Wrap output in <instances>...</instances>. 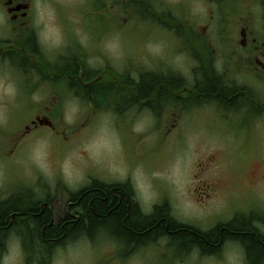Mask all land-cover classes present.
<instances>
[{
	"label": "rangeland",
	"instance_id": "rangeland-1",
	"mask_svg": "<svg viewBox=\"0 0 264 264\" xmlns=\"http://www.w3.org/2000/svg\"><path fill=\"white\" fill-rule=\"evenodd\" d=\"M253 1L245 0L249 6ZM177 3L150 0L147 22L127 19L114 0H97L94 6H85L82 0H44L38 4L37 19L44 23L42 37L51 49L63 47L65 36L72 41L75 31L86 53L84 64L99 71L104 80L100 84L109 87L104 82L113 79V74L133 75L134 70L142 72V65L152 71L165 65L166 70L185 73L203 63L197 49L238 43V35L222 38L225 28L234 30L236 18L229 23L217 20L238 14L236 0ZM132 11L141 15L140 8ZM178 29H189L190 39L176 36L178 40L174 35ZM7 66H0L4 71V76L0 74V197L30 192L52 200L53 211L60 213L66 197L93 179L105 183L128 180L134 200L145 213L165 205L178 222L203 231L217 216L231 218L235 212L253 211V228L264 231V110L253 117L250 135L207 125L204 118L211 120L210 115L200 110L184 115L185 123L191 118L186 132L168 133L157 109L117 100L110 87L97 106L81 97L53 98L52 92L47 93L50 88L29 93L22 78L17 86L19 74ZM36 115L47 117L52 129L32 127ZM26 126L31 129L26 131ZM217 180L219 189L212 193L209 184ZM197 194L200 199L195 198ZM163 240L167 238L147 245V252L129 253L133 258L125 264H141L143 258L149 264H198L191 248L181 249L178 241L179 247L173 248ZM84 241L61 247L54 254V264H88L96 256L97 264H116L107 259L112 255L104 245L97 243L95 249ZM10 255L5 263L17 264L18 252ZM219 256L216 261L205 257L202 264H247L243 250L231 243Z\"/></svg>",
	"mask_w": 264,
	"mask_h": 264
},
{
	"label": "flooded vegetation",
	"instance_id": "flooded-vegetation-1",
	"mask_svg": "<svg viewBox=\"0 0 264 264\" xmlns=\"http://www.w3.org/2000/svg\"><path fill=\"white\" fill-rule=\"evenodd\" d=\"M43 1L0 0V66L7 64L8 68L11 67L15 70L19 74V80L15 84L18 86V82L22 78V86L29 93L35 89L36 93L50 88L47 93L52 92L53 98L78 99L80 98V89L89 84L97 83V77L89 81H83V74L80 73L77 75L73 73L74 67H77L78 73L81 71L84 72V57L86 55L80 39H77L75 31V37L72 41L67 39L64 34L65 44L58 49L54 47L51 49L48 41L43 39L42 30L44 23L37 19V13L39 12L38 4H43ZM114 1L115 5L119 7V13H123V16L127 19L149 21L150 0ZM207 1H214L217 4L224 0ZM226 1L228 2L229 0ZM236 2L239 4L236 7L240 9L236 16L225 15L217 18L218 21L220 19H227V23H229V20L236 18L234 30L233 28L230 30L225 28V32L222 33L223 39L225 35L229 36L231 34L234 39L238 35L239 40L234 47H230L233 45L230 43L223 48L205 47L197 49L196 51L201 53L200 56L204 63H198L196 68H191L185 73L177 71L171 72L165 69V65H162L163 67L158 68L156 71L149 70L148 67L145 68V65H142V72L134 70L133 75H129L128 73L123 75L113 74V79L104 83L109 84V87L113 89V94L117 96V100L133 104V106H135L134 103L145 105L147 109L152 111L157 109L159 120L160 122L162 121V128L164 129L166 127L168 133L186 132L184 131L186 127L188 129L191 127L189 124L191 118L189 116L188 123H185L184 115L190 111L200 110L210 115L211 120L208 117L204 118V123L207 125L222 128L225 131L243 130L246 134L250 135L253 133V117L264 110V2L263 0H254L252 6L247 5L245 0H236ZM82 3L85 6H94L97 5V0H82ZM133 8H140L141 12L139 14L141 15H133ZM95 11L93 9V12ZM212 18L214 19L213 16ZM205 30V27H203V37L207 35L205 34ZM174 35L175 37L182 36L188 40L190 39L191 33L189 29H185L182 32H179L178 29L177 34ZM177 39L179 40V38ZM216 44H218L217 40ZM54 54L58 57L56 61H54ZM186 55L190 57L193 56V53H187ZM221 59L224 62L218 63ZM216 61L218 64L215 63ZM3 72L0 70L1 76H4ZM24 74L26 76H23ZM28 74L31 76H28ZM238 75L243 78V82L237 77ZM149 76H152V82H154L155 86L152 91L140 96L139 83L142 77ZM32 78L34 81L29 83L28 81L32 80ZM257 80L260 86L257 85ZM204 81H206V84ZM55 87L57 91H53ZM151 102L153 103V107L150 106ZM154 105H156L155 108ZM41 118L46 117L44 115H36L34 117V120H37L35 123L39 124L38 121H44ZM169 119L172 122H169ZM35 123L32 124V127L39 126L35 125ZM220 125L226 127L223 128ZM30 129L28 126L25 127L26 131ZM248 142L253 146L251 140H248ZM248 152H253V149L249 148ZM217 181L219 182L214 181L209 184L212 193H215L219 189L220 180ZM107 184H110L113 188H117L118 184H126L131 187L128 180ZM16 194L17 192H12L8 197L6 194H3L0 197V201L6 200ZM133 194H131V197L134 198ZM200 196L197 194L195 198L200 199ZM50 201V208L52 209L53 202L52 200ZM72 204L70 195H68L59 210L60 213H55L52 209L50 210L51 215L53 217L55 215L56 218L59 216H70L72 213L70 211ZM153 209L154 206L152 207ZM230 216L231 218H228L229 216L226 217L228 218L227 220H224L226 219L225 217L219 218L220 216H217L212 219L207 229L203 231L195 230L198 233H208L215 229L222 232V230H227L226 228L229 222L245 218H248L253 225V211L248 212L244 210L238 214L236 212L232 213ZM15 226L16 224L9 227L8 231L3 236H0L2 237L0 238V264H6L5 258L10 253L15 254L17 252L20 259L16 261L17 264H54V259L56 258L54 254L61 247L81 243L83 239H85V244L88 242L91 245H95L93 246L95 249L97 248V243L104 245L103 248H108L112 258L109 257L107 259H110L111 263L125 264V262L133 258L128 256L129 253L133 254L135 251L137 253L139 250L147 252L146 247L151 244L150 240L140 246L134 247L131 243L125 242L107 229L100 228L91 237H86L85 234H78L71 237V239L68 238L61 245L55 246L47 257L39 260L36 255H32V251L28 250V243L21 239V236L16 232L17 229L14 228ZM164 238L167 237H160L153 242H158ZM163 242L170 244L173 248L178 246L177 241L169 240L168 238L161 243ZM230 243L243 250L242 246L236 240L226 238L220 243L221 245L215 253H204L198 246L193 245L191 249L195 254V262L202 264V260L205 257L216 261L220 257V251L227 248ZM105 259L103 260L105 261ZM262 261H264V257L256 264ZM140 262L141 264H149L147 258L141 259ZM172 262L176 263L175 260H172ZM88 264H97V256L93 262H89Z\"/></svg>",
	"mask_w": 264,
	"mask_h": 264
},
{
	"label": "trees",
	"instance_id": "trees-1",
	"mask_svg": "<svg viewBox=\"0 0 264 264\" xmlns=\"http://www.w3.org/2000/svg\"><path fill=\"white\" fill-rule=\"evenodd\" d=\"M73 73L83 74V81L97 77V83L89 84L79 92L83 101L97 106V102L104 97V90L109 88L101 85L104 81L99 76L101 73L90 70L86 65L84 72L78 73L77 67H74ZM152 80V76L142 77L138 86L140 96L153 90L155 84ZM132 191L126 184L113 188L93 179L90 184L70 193L73 202L71 215L57 218L51 215L50 199L17 191L16 195L0 201V236L16 224V232L39 260L68 238L78 234L91 237L100 228L107 229L134 247L166 236L169 240L178 241L181 249L188 250L196 245L204 253H215L226 238L234 239L242 246L247 264H256L264 257V231L254 229L248 218L229 222L227 230L222 232L215 229L198 233L195 228L174 219L165 205L155 206L152 212L144 213L131 197Z\"/></svg>",
	"mask_w": 264,
	"mask_h": 264
}]
</instances>
